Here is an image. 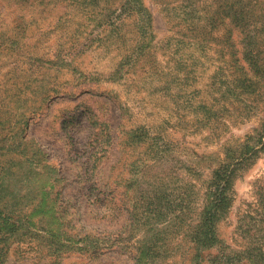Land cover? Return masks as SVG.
I'll list each match as a JSON object with an SVG mask.
<instances>
[{
	"label": "rangeland",
	"instance_id": "obj_1",
	"mask_svg": "<svg viewBox=\"0 0 264 264\" xmlns=\"http://www.w3.org/2000/svg\"><path fill=\"white\" fill-rule=\"evenodd\" d=\"M233 51L264 59V0H0L2 264H209L206 184L264 119V78L227 97ZM256 148L216 248L264 238ZM85 234L116 243L62 252Z\"/></svg>",
	"mask_w": 264,
	"mask_h": 264
},
{
	"label": "trees",
	"instance_id": "obj_2",
	"mask_svg": "<svg viewBox=\"0 0 264 264\" xmlns=\"http://www.w3.org/2000/svg\"><path fill=\"white\" fill-rule=\"evenodd\" d=\"M218 13H224V10L220 8ZM232 14L235 15L234 19L239 18V13L235 9H233ZM237 54L236 51L231 53L233 62V71L231 72L232 84L228 88L227 97L236 99L238 96L243 95L242 99L246 101L245 99L248 98L246 96L260 93L258 87L262 85L260 77L264 78V59L260 55H249L251 58L246 59L247 53L245 55L241 53L239 57ZM94 137L92 143L96 142L99 146H102V143L105 141L107 144L109 135L104 137L101 131L100 133H95ZM239 144L240 149L237 151L238 153H233V155L231 153L228 155L227 153L224 157L225 161H222V164L213 171V176L207 182L206 189L211 190L209 198L212 200L209 204H205L199 215V228H197L196 233H191L190 236L197 247L199 245L202 249L209 250L215 248L219 251L216 255L210 256L207 259L209 264H264V238L257 237L258 235H256V246L247 248L240 253H233L227 246L216 248V245L222 243V241L217 239L214 226L229 210L228 208L231 205L230 192L232 191V184L235 178L238 177L237 170L250 167L257 159L260 151L256 147H264V119L261 121L260 127H257L252 133L247 134ZM226 160L228 161L226 162ZM185 209H188V207ZM114 243L116 242L108 239L104 240L100 236L85 234L80 235L78 239L74 237L68 238L66 244L60 245V248L62 252L91 251L92 254H96L97 251L111 249ZM145 256H148V254H145ZM143 257L141 255L137 264H146ZM2 263L3 260L0 258V264Z\"/></svg>",
	"mask_w": 264,
	"mask_h": 264
}]
</instances>
